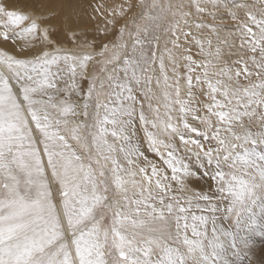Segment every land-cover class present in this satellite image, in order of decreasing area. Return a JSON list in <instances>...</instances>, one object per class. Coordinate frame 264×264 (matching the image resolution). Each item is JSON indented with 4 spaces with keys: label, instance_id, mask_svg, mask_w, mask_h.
I'll use <instances>...</instances> for the list:
<instances>
[{
    "label": "snow or ice",
    "instance_id": "6c2138e0",
    "mask_svg": "<svg viewBox=\"0 0 264 264\" xmlns=\"http://www.w3.org/2000/svg\"><path fill=\"white\" fill-rule=\"evenodd\" d=\"M81 7L0 0V43L18 48L0 49V264H244L239 232L264 212V0H123L96 29L106 38L139 8L111 46L81 27ZM137 118L171 175L134 139ZM175 139L214 192L189 194L196 172ZM221 200L234 231L217 224Z\"/></svg>",
    "mask_w": 264,
    "mask_h": 264
},
{
    "label": "rangeland",
    "instance_id": "374dc122",
    "mask_svg": "<svg viewBox=\"0 0 264 264\" xmlns=\"http://www.w3.org/2000/svg\"><path fill=\"white\" fill-rule=\"evenodd\" d=\"M150 2H151V0H146V3H150ZM159 2L162 5H165V4H168V3L177 4V3H181V0H159ZM228 2L231 3V0H228ZM137 22L141 23V24L143 23L142 21H139V20H137ZM164 23H165V21H164ZM233 23L234 22H230L229 25H233ZM98 25H99V22H97V23L96 22H92V26L89 25L88 32L92 35L94 33L96 27H98ZM81 27L84 28L83 26H81ZM129 28L131 29V24H129ZM118 38H119L118 29H114L113 31L110 32V34L107 35L106 38L97 37L96 42H97V44H99L100 40L103 39L105 43H109L110 46H111V43L116 42L118 40ZM127 38H128L127 35H125V39H127ZM91 68H92L91 75L92 74H95V75H98V76L102 75L100 73V70H99L100 69V65L95 64ZM82 82H83V86H82ZM82 82H81L82 88L86 89L88 81L84 80ZM104 91H106V89ZM106 98L107 97L105 95H101L100 96L101 100H106ZM73 99H75V97H73ZM140 99H142V98H140ZM144 111H145V113L148 116H149V113L151 114V112L147 108V103L146 102H145ZM172 114L174 115V113H172ZM149 118L151 119L150 116H149ZM134 122H135V126H136V136L134 137V139L137 142L140 143L141 149L145 152V155L148 156L149 160H151L153 162L155 161L154 163H158V166L163 168L169 175H171L170 170L167 169L165 165H163V163L159 159V157L156 156L154 153H152L148 149V145L146 143L145 133H144L143 127L140 125V122H139L138 118ZM150 129L151 128L149 127L148 130L151 131ZM152 131H156V130L152 129ZM163 139L165 140V142H167V140H168L167 136H165ZM178 149H179L178 152H184L185 151L184 149H181V147H179ZM185 154H187V153L185 152ZM193 158L195 159V157H193V156H191L189 159H185V158L184 159H185V162L189 163V161L191 159H193ZM195 161H197V160L195 159ZM45 162H46V158H45ZM190 167L193 169V171L196 172V175L193 176V177H189L187 180L190 181L191 178H192L195 181H200L201 183H199V186L203 185V184L205 185L206 183L211 182L212 184H211L210 187L212 188V190L214 192L216 185H215V183L213 181L207 180L206 178L205 179H199L198 178L200 173L204 170L202 167H200V162L197 163V164H190ZM136 179L139 180L140 176H137ZM207 190L208 189H204L202 191H207ZM196 191H198V189L194 188L193 192H196ZM190 194H191V192H190ZM227 205H228V202L225 201V200H221L219 202V206L221 208V211L216 213L217 224L222 226L225 229L234 230L233 228H234V220H235V218L234 217H232L231 219L226 218L230 214H227L224 211V209L227 207ZM254 212H255V223L252 224L250 227H245V226L242 225V227H241L242 230H240V232H239V235L241 237H243L244 240H246L247 244L249 245V251H248L249 260H245L244 264H251V263L254 264L256 262H257L256 264H263L264 263L263 262V260H264L263 259L264 258V254H263L264 253V212H262L259 208H255ZM110 222H111L110 216H105V219H104L103 223L105 225H108ZM189 235H190V232H189ZM251 253L254 254V255H252ZM256 259L259 260V261H256Z\"/></svg>",
    "mask_w": 264,
    "mask_h": 264
},
{
    "label": "bare ground",
    "instance_id": "6f19581e",
    "mask_svg": "<svg viewBox=\"0 0 264 264\" xmlns=\"http://www.w3.org/2000/svg\"><path fill=\"white\" fill-rule=\"evenodd\" d=\"M74 3H78L80 4L82 7L80 8V11L83 13V19H82V22H81V26L84 27V29L88 32V29H89V25L92 26V22H99V25L98 27L99 28H104L105 26V18L108 17V10L109 9H112V8H116L118 7L122 2L123 0H73ZM134 2H136V0H134ZM181 3L185 4V5H189L190 3V0H181ZM99 4H102L104 7L101 8V13H103V15H100L99 13H94L93 10H92V7L90 5H99ZM185 11H194V9H192L191 7H186L185 8ZM139 12V8H134L132 10V12H129L128 15L124 18V19H120L118 20L117 24L115 27L113 26H109L110 28V31L108 34H110L111 31H113L114 29H119L120 26H122L124 23H125V20H131L132 16ZM92 16H95V19H92L91 17ZM110 18V17H109ZM195 19L197 20H204L205 22L211 24V23H221V21L217 20V21H213L212 18L208 15H204L203 17H195ZM172 21V17L171 16H168L167 19L165 20V23H164V26H167L168 23H170ZM230 22H233L231 20H229L227 17L224 19L223 23L225 24L226 26V29L227 28H231L232 25H229ZM52 23H55V21H52ZM90 26V27H91ZM97 29V27H96ZM95 29L94 33L91 35L89 32V37L91 38L92 36H95L96 38L97 37H101V34L99 32H97ZM162 31V29H161ZM166 39V37L162 36L161 38V42H160V48L158 49V54H159V51H162L163 50V47H164V40ZM18 43H22V42H18ZM171 45H169L170 47ZM66 47H68V45H66ZM0 49H5V50H8L10 52H17L18 53V48L14 45H12L10 42L7 43V44H4V43H0ZM197 49L195 47V45H192V53H193V56H194V59H203V57L201 56H198L196 53H197ZM166 64H167V61H166ZM181 64H183V62H181ZM156 68V72H155V75L159 76V67H158V64L155 66ZM91 71H92V68L90 67L88 69V74L91 75ZM180 71V74L181 76H183V73H184V69L183 67H181L179 69ZM169 76H172V72L169 71L168 72ZM183 80L181 81V84H182V95H183ZM63 86V85H61ZM82 86H83V82H82ZM153 87V91L156 93V95L159 97L161 95V92H160V89H158L155 85V83H153L152 85ZM201 99H203V97H201ZM153 104L154 106L156 107H159L160 108V112H161V115L163 116L164 114V108L162 106V100L161 101H157V100H154L153 101ZM174 113V120L173 122L175 123L176 120H175V116H176V113ZM152 113L150 114L149 113V116L152 118ZM189 121L190 123H193V126H196V127H199L201 128V130H203V127L199 124H197L196 122H193L191 121V118L189 117ZM152 131V129H150ZM191 138H196V139H202L200 137H197L194 133H189L188 134ZM165 136L161 135V138L163 139ZM174 142L176 143L177 147H181L180 146V141L178 139H175ZM203 142V141H202ZM147 143V141H146ZM181 149H183L181 147ZM178 155L180 156H183L185 159H189L191 156L190 155H187L185 154V151L184 152H178ZM196 159V158H195ZM195 159H191L189 161L190 164H197L199 163L200 161H195ZM123 162V161H122ZM153 162V161H152ZM155 162V161H154ZM140 164L143 165L144 164V161L141 159L140 160ZM158 165V163H156ZM126 166V165H125ZM160 167V166H159ZM149 172H150V169H149ZM185 183L187 184V187L188 189L190 190V192H193L194 191V188L198 189V191H202L204 189H209V187L211 186V182L209 183H206L205 185H200L199 186V183H201L200 181H195L194 179L191 178V180H186ZM190 194V193H189ZM203 203V202H202ZM219 227H222L220 225H218ZM211 226L209 225V228ZM234 229V228H233ZM235 230V229H234ZM233 230V231H234ZM242 230V229H241ZM249 233V232H248ZM252 254V253H251ZM264 254V253H263ZM254 255V254H252ZM259 259V258H258ZM264 259V258H263ZM256 261H259L256 259ZM261 261V260H260ZM264 262V260H263ZM262 262V263H263ZM254 263V262H253ZM257 263V262H256ZM254 263V264H256ZM252 264V263H251ZM264 264V263H263Z\"/></svg>",
    "mask_w": 264,
    "mask_h": 264
}]
</instances>
